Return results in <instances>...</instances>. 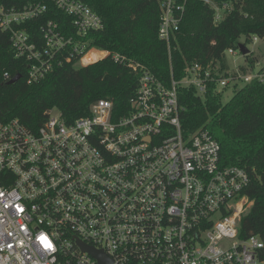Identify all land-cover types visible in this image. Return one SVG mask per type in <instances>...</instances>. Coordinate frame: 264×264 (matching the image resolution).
Wrapping results in <instances>:
<instances>
[{
    "label": "built area",
    "instance_id": "obj_1",
    "mask_svg": "<svg viewBox=\"0 0 264 264\" xmlns=\"http://www.w3.org/2000/svg\"><path fill=\"white\" fill-rule=\"evenodd\" d=\"M187 2L159 0V38L169 49ZM204 3L215 10L216 24L233 8ZM51 8L70 17L72 30L50 20L38 42L24 25ZM0 28L15 58L30 62L28 84L49 74L55 60H85L92 52L103 54L93 64L112 57L139 74L124 114L101 99L73 121L51 110L38 130L0 119V264H102L84 247L109 264H264V241L240 236L253 206L244 195L250 176L223 164L210 131L184 133L179 100L180 88L204 96L211 84L219 92L264 84V65L247 73L228 61L221 73L219 64L197 63L183 79L166 82L119 53L89 49V34L104 23L82 0L0 3ZM238 52L231 48L226 56Z\"/></svg>",
    "mask_w": 264,
    "mask_h": 264
},
{
    "label": "trees",
    "instance_id": "obj_2",
    "mask_svg": "<svg viewBox=\"0 0 264 264\" xmlns=\"http://www.w3.org/2000/svg\"><path fill=\"white\" fill-rule=\"evenodd\" d=\"M29 1L0 0V3L19 7ZM82 1L100 15L104 23L103 29L89 34V49L119 53L146 65L166 82L172 76L183 79L188 66L197 63L219 64L223 73L228 69L227 51L238 49L242 38L245 45L251 44L254 38L264 40V0H211L220 6L233 7L218 24L214 22L215 10L204 0H188L171 49L159 38V0ZM50 20L60 23L64 32L68 28L72 30L70 17L54 8L24 27L38 41L42 36L41 26ZM246 58L247 64L242 70L248 73L259 61L250 55ZM55 61L49 74L28 84L30 62L15 58L10 35L0 28L1 120L17 119L30 130H38L51 110L57 109L73 121L88 116L91 106L101 99L112 100L118 114L126 112L139 82V74L127 65L115 62L112 57L88 66L80 64L79 56L70 61L64 58ZM18 75L22 78L11 84V79ZM179 100L184 133L190 135L201 128L210 131L221 145L223 164L247 171L250 184L244 195L253 206L243 217L240 236L245 239L259 236L264 241V84L254 81L237 86L226 103L216 84H211L204 96L195 88H180ZM260 258L264 261V249Z\"/></svg>",
    "mask_w": 264,
    "mask_h": 264
},
{
    "label": "rangeland",
    "instance_id": "obj_3",
    "mask_svg": "<svg viewBox=\"0 0 264 264\" xmlns=\"http://www.w3.org/2000/svg\"><path fill=\"white\" fill-rule=\"evenodd\" d=\"M244 41H245V39L242 38L240 40V43H244ZM247 47L251 51L250 56H252L253 58H256L259 61L258 63H261L262 65H264V40L258 39L257 41H253L251 44L247 45ZM102 55H98V54H95L94 52H92L85 57V60H80V64L82 66H88L85 63L89 64L91 62H94L96 58H98ZM227 60L230 62L231 66L233 68L236 65L237 66H245L247 64L246 56H244L242 53H240V51L236 54L235 57L231 56V55H227ZM92 64L93 63H91V65ZM219 67H220V65H219ZM239 86H241V84ZM220 92H222L223 101H224V103H226L234 95L235 88L233 87V85H230L228 88L221 90ZM54 112H56V111H54Z\"/></svg>",
    "mask_w": 264,
    "mask_h": 264
},
{
    "label": "water",
    "instance_id": "obj_4",
    "mask_svg": "<svg viewBox=\"0 0 264 264\" xmlns=\"http://www.w3.org/2000/svg\"><path fill=\"white\" fill-rule=\"evenodd\" d=\"M238 48H239L240 53H242L244 56H248V55L251 54V51L249 50L247 45H245L244 43H240L238 45ZM21 78H22V76L18 75L15 78L11 79L10 83L11 84L17 83ZM84 249H86L87 251L91 252L95 257L100 259L102 264H109V262L107 261V259L105 258V256L102 253L96 252L92 248H88V247H84Z\"/></svg>",
    "mask_w": 264,
    "mask_h": 264
}]
</instances>
